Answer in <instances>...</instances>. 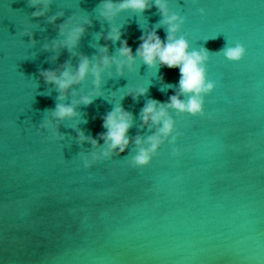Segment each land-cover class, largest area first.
I'll use <instances>...</instances> for the list:
<instances>
[{"label":"water","instance_id":"1","mask_svg":"<svg viewBox=\"0 0 264 264\" xmlns=\"http://www.w3.org/2000/svg\"><path fill=\"white\" fill-rule=\"evenodd\" d=\"M105 2L0 0V264H264V0H166L175 38L207 55L213 87L198 113L169 107L190 99L179 69L136 56L153 32L167 42L155 0L112 20ZM114 28L121 41L108 39ZM237 45L245 55L232 61ZM82 59L102 69L99 88L91 73L63 91L47 81ZM152 101L167 134L144 120ZM117 107L131 117L123 150L104 127Z\"/></svg>","mask_w":264,"mask_h":264},{"label":"clouds","instance_id":"2","mask_svg":"<svg viewBox=\"0 0 264 264\" xmlns=\"http://www.w3.org/2000/svg\"><path fill=\"white\" fill-rule=\"evenodd\" d=\"M153 3V0H121L120 3H113L112 0H106L102 5L101 15L108 20H112L118 13L130 11L137 14H142L148 11ZM156 6L161 10L164 16V24H166L169 36L167 42L161 41L159 36L154 32L146 37H142L140 48L136 52L145 64L149 67H156L157 65L167 67L169 69H179L180 90L182 94H187L190 99L185 104L177 97L171 98L169 107L175 108L180 111H188L191 113H198L201 111L200 96L202 93L211 91L213 85L206 82L205 69L203 67L204 61L207 59L205 53L196 51H189L188 43L183 39H176L175 34L179 31V18L175 15H169L168 5L166 0H155ZM83 28L76 29L70 37L69 43L74 45L84 33ZM112 41H121L122 36L118 29H113L112 34L108 37ZM102 52L107 53V48L101 49ZM228 59L232 61H239L245 55V49L242 46H235L228 48L225 52ZM120 56L126 58L123 63H127L129 67L134 62L132 49L128 46L127 41H122L120 49ZM101 63L104 66H109L113 63L119 67L122 64L120 60H114L107 55L103 57ZM102 69L98 66H90L87 59H82V62L75 74H70L68 71L63 73L62 78H58L54 73H46V79L50 83H55L63 91L70 85L83 81L89 73L95 77L96 87L101 86V73ZM146 94L145 89L139 90V95ZM83 103L90 104L92 100L85 98ZM74 110L71 107H58V115L60 117H69L74 115ZM143 117L145 122L149 119L153 123L162 122L163 127L161 132L167 134L172 129L170 120L165 119L166 112L163 106L157 109V102L152 101L147 104L143 110ZM130 115L125 113L121 108L117 107L114 112L110 113L106 119L104 127L107 128V139L111 141L112 147H121L128 143L127 131L130 128ZM152 148L158 143L157 140H152ZM148 160V153L142 152L139 157L140 163H146Z\"/></svg>","mask_w":264,"mask_h":264}]
</instances>
